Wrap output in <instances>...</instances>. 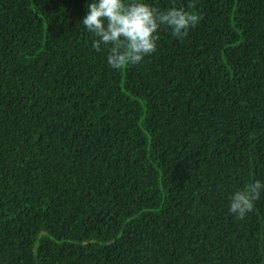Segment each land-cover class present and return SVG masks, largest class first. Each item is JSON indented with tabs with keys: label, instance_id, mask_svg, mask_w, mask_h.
<instances>
[{
	"label": "trees",
	"instance_id": "1",
	"mask_svg": "<svg viewBox=\"0 0 264 264\" xmlns=\"http://www.w3.org/2000/svg\"><path fill=\"white\" fill-rule=\"evenodd\" d=\"M127 2V0H126ZM113 69L91 0H0V264H264V0Z\"/></svg>",
	"mask_w": 264,
	"mask_h": 264
},
{
	"label": "clouds",
	"instance_id": "2",
	"mask_svg": "<svg viewBox=\"0 0 264 264\" xmlns=\"http://www.w3.org/2000/svg\"><path fill=\"white\" fill-rule=\"evenodd\" d=\"M197 0H190L189 9H195ZM202 19L195 11L172 6L161 10L143 0H91L83 26L93 35L92 47L101 51L107 48V64L113 69H125L142 64L146 56L157 48L159 31L163 26L171 29V35L179 40ZM264 183H249L230 197L229 212L243 219L253 210L260 198Z\"/></svg>",
	"mask_w": 264,
	"mask_h": 264
}]
</instances>
